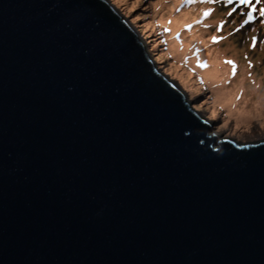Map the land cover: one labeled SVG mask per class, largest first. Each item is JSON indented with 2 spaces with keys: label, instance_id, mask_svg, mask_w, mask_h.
Masks as SVG:
<instances>
[{
  "label": "water",
  "instance_id": "1",
  "mask_svg": "<svg viewBox=\"0 0 264 264\" xmlns=\"http://www.w3.org/2000/svg\"><path fill=\"white\" fill-rule=\"evenodd\" d=\"M156 70L110 0H0V264H264V139Z\"/></svg>",
  "mask_w": 264,
  "mask_h": 264
},
{
  "label": "rangeland",
  "instance_id": "2",
  "mask_svg": "<svg viewBox=\"0 0 264 264\" xmlns=\"http://www.w3.org/2000/svg\"><path fill=\"white\" fill-rule=\"evenodd\" d=\"M110 1L137 32L156 71L181 87L201 117L213 121L209 133L237 137V143L264 139V0ZM197 42L221 56L224 79L211 82L203 75L209 57L197 59L202 54ZM241 84L231 102L215 97L220 87L235 90ZM251 108L250 118L238 121L237 113Z\"/></svg>",
  "mask_w": 264,
  "mask_h": 264
},
{
  "label": "bare ground",
  "instance_id": "3",
  "mask_svg": "<svg viewBox=\"0 0 264 264\" xmlns=\"http://www.w3.org/2000/svg\"><path fill=\"white\" fill-rule=\"evenodd\" d=\"M172 41H173L172 48L175 51H178L176 41L175 42H174V40H172ZM204 46H201L197 42V46L195 48H201V47L203 48ZM202 48H201L202 54L200 56H198L197 59H202V57H209V63H210L207 67L202 69L203 75L211 82H216V80L219 78V76L224 79L226 77L224 75V67L225 66L223 64V60L220 58L221 56L216 54V53L212 54L211 50L206 52ZM186 77H187V75H186ZM238 83H240V82H238ZM234 86H237V85H234ZM242 87H243L242 84L239 85L235 90L233 87H230V88L227 87L226 90H224L223 87H220L219 89H217L215 97H217L220 100L223 97L224 99H226V101L231 102L235 96V93L238 91H241ZM217 98H216V100H217ZM260 108L261 107H259V106H254V110H260ZM260 112H262V110H260ZM252 114H253L252 108L250 110L239 112V113H237L238 121H245V120L249 119Z\"/></svg>",
  "mask_w": 264,
  "mask_h": 264
},
{
  "label": "snow or ice",
  "instance_id": "4",
  "mask_svg": "<svg viewBox=\"0 0 264 264\" xmlns=\"http://www.w3.org/2000/svg\"><path fill=\"white\" fill-rule=\"evenodd\" d=\"M240 2H241V3H249L250 0H240ZM257 2H259V0H257ZM249 15H250V14H249ZM261 15L264 16V9H261ZM212 39H213V41L216 40L215 37H213ZM227 63H230V64H231L232 61H227ZM198 66H200V67H205L206 65H205V64H199Z\"/></svg>",
  "mask_w": 264,
  "mask_h": 264
},
{
  "label": "clouds",
  "instance_id": "5",
  "mask_svg": "<svg viewBox=\"0 0 264 264\" xmlns=\"http://www.w3.org/2000/svg\"><path fill=\"white\" fill-rule=\"evenodd\" d=\"M111 2V1H110ZM112 3V2H111Z\"/></svg>",
  "mask_w": 264,
  "mask_h": 264
}]
</instances>
